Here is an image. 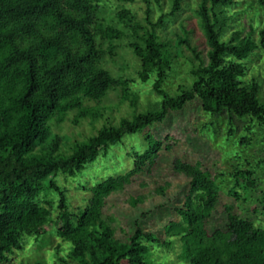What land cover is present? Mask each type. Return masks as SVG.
I'll use <instances>...</instances> for the list:
<instances>
[{"label": "trees", "instance_id": "1", "mask_svg": "<svg viewBox=\"0 0 264 264\" xmlns=\"http://www.w3.org/2000/svg\"><path fill=\"white\" fill-rule=\"evenodd\" d=\"M100 1L0 0V264L10 263L9 255L22 250L25 237L39 240L54 225L53 201L46 199L52 194L58 201L56 234L61 242L71 244L70 260L78 264H154L151 247L169 248L171 243L140 228L127 240H119L113 220L105 219L103 212L110 195L123 191L136 175L151 172L160 152L170 151L172 146L163 147L162 141L146 134V151L131 155L133 169L84 187L91 198L83 210H71L67 190L57 185L56 178L83 175L99 157L107 158L111 147L122 143L125 136L163 125L193 104L210 117L225 116L232 127L235 119H249L264 128L260 85L243 80L244 61L254 50L264 51V0H256L263 16L258 43L252 38V28L246 36L233 32L229 40L223 39L230 20L226 12L235 0L199 1L195 13L207 51L200 56L190 46L184 28L177 35L175 48L185 44L194 60L191 83L181 86L176 95L163 88L176 54L158 31L180 12L182 0H171L166 13L162 12V0H117L145 5L143 20L128 10L116 17L133 39L129 48L140 63V82L150 81L159 101L116 124L104 117L107 108L103 101L109 93L120 92L121 102H128L134 110L137 99L130 94L129 81L115 78L102 66L106 56L114 57L113 42L124 33L104 23ZM153 5L160 11L155 21ZM71 112L75 113L74 125L83 120H105V125L68 147L67 141L53 133L52 125L63 123ZM62 146L69 150L60 153ZM173 171L185 176L187 188L184 201L171 208L177 219L164 229L168 238L181 242L182 260L186 264H264V230L233 213L231 207L225 208L224 227L208 231L206 224L220 199L217 176L202 170L199 163L181 160L174 161ZM253 175L248 170L238 171L230 195L239 199L235 188L246 194L253 190L257 185ZM158 191L161 195L165 192L162 188ZM140 202L134 200L133 206ZM148 215L142 213V217Z\"/></svg>", "mask_w": 264, "mask_h": 264}, {"label": "rangeland", "instance_id": "2", "mask_svg": "<svg viewBox=\"0 0 264 264\" xmlns=\"http://www.w3.org/2000/svg\"><path fill=\"white\" fill-rule=\"evenodd\" d=\"M199 1L182 0L180 12L167 19L165 26L158 31L176 54L172 70L163 86L171 95L179 94V88L189 85L192 81L190 69L194 57L185 44H182L179 50L175 48L177 35L181 34L184 28L188 33L190 46L202 57L207 51L206 40L195 13ZM161 5L162 12L166 13L169 11L171 0H162ZM100 7V17L104 23L124 33L123 38L113 42L116 47L114 57L106 56L102 66L115 78L129 81L130 94L137 99L134 110L128 102H121L120 92L109 93L103 101V106L107 108L104 117L105 120L116 124L123 117L132 118L134 111L141 112L154 106L159 98L153 91L150 81L146 84L140 82V63L129 48V43L133 39L127 27L116 17L118 12L128 10L138 20H143L145 5L141 2L125 4L117 0H101ZM152 8L155 21L160 11L155 5ZM226 15L230 20L223 36L224 40H229L233 32H240L242 36H246L252 28L254 29L252 38L258 43V28L263 16L256 0H235V4L227 10ZM244 65L246 72L243 80L257 81L260 85L258 99L264 101V51L261 48L254 50L244 61ZM87 104L94 106L91 102ZM74 115L75 113L71 112L63 123L52 125L53 133L67 141L68 147L95 134L105 125V120L95 123L83 120L79 125H74ZM146 134H152L163 142V147L169 145L172 149L160 152V158L151 172L145 171L136 175L123 191L107 198L103 216L105 219L113 220L112 227L117 239L127 240L140 228L145 233L151 232L156 238L171 243L169 248L162 245L151 247V260L154 264H186L180 257L181 242L168 238L164 229L169 221L177 219L171 208L184 201L187 188L185 176L173 171L175 160L190 164L199 163L202 170L217 176L220 199L212 218L206 224L209 232L224 227L227 221L226 207H231L233 213L251 220L256 227L264 230V164L260 163L264 161V128L249 119H235L232 127L225 116L210 117L201 111L198 104L189 106L176 116H171L163 125L148 128L141 134L125 136L122 143L111 147L107 158L99 157L83 175L77 178L59 175L56 183L67 190L71 210H83L86 207L91 194L84 187L88 189L110 177H117L133 169L134 161L131 155L134 152L146 151L147 144L144 140ZM244 139L248 142L242 141ZM68 147H60L59 152L69 150ZM243 170L254 174L253 179L257 185L248 194L241 188H235L240 196L237 199L229 192L235 186L234 175ZM159 188L165 190L163 195L158 191ZM40 199L43 200L45 197L41 196ZM46 199L53 201L51 210L54 225L48 227L46 235L39 240L25 237L22 240V250L9 255V264H78L69 259L71 244L61 242L56 234L59 214L57 197L52 194ZM137 199L141 202L134 207L133 201ZM143 212H149V215L142 217ZM60 258L64 261H60Z\"/></svg>", "mask_w": 264, "mask_h": 264}]
</instances>
